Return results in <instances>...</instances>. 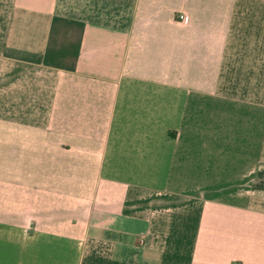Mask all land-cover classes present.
I'll return each instance as SVG.
<instances>
[{"label":"crops","instance_id":"crops-1","mask_svg":"<svg viewBox=\"0 0 264 264\" xmlns=\"http://www.w3.org/2000/svg\"><path fill=\"white\" fill-rule=\"evenodd\" d=\"M0 264H264V0H0Z\"/></svg>","mask_w":264,"mask_h":264},{"label":"built area","instance_id":"built-area-1","mask_svg":"<svg viewBox=\"0 0 264 264\" xmlns=\"http://www.w3.org/2000/svg\"><path fill=\"white\" fill-rule=\"evenodd\" d=\"M184 18V16H182Z\"/></svg>","mask_w":264,"mask_h":264}]
</instances>
